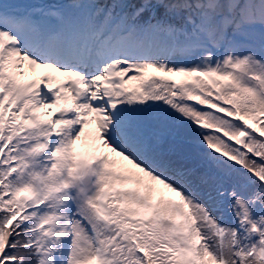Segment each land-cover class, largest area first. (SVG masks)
<instances>
[{"label":"snow or ice","instance_id":"obj_1","mask_svg":"<svg viewBox=\"0 0 264 264\" xmlns=\"http://www.w3.org/2000/svg\"><path fill=\"white\" fill-rule=\"evenodd\" d=\"M0 264H264V0H0Z\"/></svg>","mask_w":264,"mask_h":264},{"label":"rangeland","instance_id":"obj_2","mask_svg":"<svg viewBox=\"0 0 264 264\" xmlns=\"http://www.w3.org/2000/svg\"><path fill=\"white\" fill-rule=\"evenodd\" d=\"M32 1V0H31ZM35 2H39V0H34ZM43 2H46V3H55L53 0H43ZM67 1H63L61 3H65ZM37 72V71H36ZM39 72H37L38 74ZM229 222H231V218H229Z\"/></svg>","mask_w":264,"mask_h":264},{"label":"bare ground","instance_id":"obj_3","mask_svg":"<svg viewBox=\"0 0 264 264\" xmlns=\"http://www.w3.org/2000/svg\"><path fill=\"white\" fill-rule=\"evenodd\" d=\"M39 72L43 71V70H40V69H37Z\"/></svg>","mask_w":264,"mask_h":264}]
</instances>
